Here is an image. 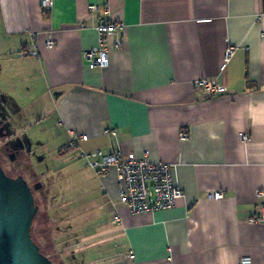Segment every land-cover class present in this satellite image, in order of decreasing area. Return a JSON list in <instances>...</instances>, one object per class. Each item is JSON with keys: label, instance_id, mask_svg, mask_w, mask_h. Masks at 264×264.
I'll return each instance as SVG.
<instances>
[{"label": "crops", "instance_id": "1", "mask_svg": "<svg viewBox=\"0 0 264 264\" xmlns=\"http://www.w3.org/2000/svg\"><path fill=\"white\" fill-rule=\"evenodd\" d=\"M101 20L123 28L106 37L108 64L91 69L84 53ZM0 25L88 166L82 154L97 151L173 166L183 197L143 214L120 203L115 167L90 166L111 214L105 234L119 244L105 264H264V0H53L47 10L0 0ZM31 44L38 55L21 56ZM199 80L225 90L207 94ZM212 191L223 197L208 200ZM83 196L92 203V191Z\"/></svg>", "mask_w": 264, "mask_h": 264}, {"label": "rangeland", "instance_id": "2", "mask_svg": "<svg viewBox=\"0 0 264 264\" xmlns=\"http://www.w3.org/2000/svg\"><path fill=\"white\" fill-rule=\"evenodd\" d=\"M7 40L0 25V109H4L10 130L30 140L25 176H38L45 193L56 199L46 203L45 209L40 205L43 212L33 220L32 240L55 264H105L106 256L116 253L119 244L105 234L111 214L100 206L102 198L95 194L93 168L78 157V150L65 149L68 138L55 126L50 95L41 81L33 84L24 73L23 65L31 57H20L18 45ZM91 191L92 203L82 200L83 193Z\"/></svg>", "mask_w": 264, "mask_h": 264}, {"label": "built area", "instance_id": "3", "mask_svg": "<svg viewBox=\"0 0 264 264\" xmlns=\"http://www.w3.org/2000/svg\"><path fill=\"white\" fill-rule=\"evenodd\" d=\"M53 0H40V5L44 10L50 9ZM90 10H94L96 6L91 5ZM121 23L109 22L101 20L97 24L96 31L99 35V42L96 46L88 49L84 53V58L91 69L102 68L108 64V50L106 48V37L122 30ZM53 39L51 34L46 40V47L51 48ZM120 46V41L114 44L115 48ZM234 51L233 47L227 49V57ZM21 56H37V46L32 44L31 48H25L20 52ZM196 85L204 89L207 94L222 93L225 88L220 85L211 83L207 80H199ZM110 135H115L114 131H106ZM241 141L245 142L248 138L246 134H241ZM82 141L87 140L86 135L80 136ZM180 139L187 140L188 134L180 132ZM75 138L71 140V146H75ZM89 159V165L97 169L101 173H106L110 167H115L118 172L119 182V201L132 214H143L154 212L157 210L170 209L176 202L183 197V192L174 183L172 176L173 166L163 162H151L145 152L143 156L138 157L133 153L122 155L103 154L100 151L91 155H85ZM91 158V159H90ZM259 192L257 195L260 196ZM208 200H218L223 197L220 191L208 192L206 195ZM114 221L118 220V216H114ZM251 222L253 220H250ZM239 264H252L250 257H243L239 260Z\"/></svg>", "mask_w": 264, "mask_h": 264}, {"label": "water", "instance_id": "4", "mask_svg": "<svg viewBox=\"0 0 264 264\" xmlns=\"http://www.w3.org/2000/svg\"><path fill=\"white\" fill-rule=\"evenodd\" d=\"M36 213L26 182L8 177L0 168V264H54L31 238Z\"/></svg>", "mask_w": 264, "mask_h": 264}, {"label": "flooded vegetation", "instance_id": "5", "mask_svg": "<svg viewBox=\"0 0 264 264\" xmlns=\"http://www.w3.org/2000/svg\"><path fill=\"white\" fill-rule=\"evenodd\" d=\"M70 143L71 141H67L65 149H73ZM30 149V140L21 135L18 136L10 130V122L6 119L4 109H0V168L8 177L13 179L22 178L26 182L33 196L34 204L37 207L35 215L37 216L39 212H43L40 209V205L45 209L46 203L48 205L52 204L53 200L56 199H50L51 197L45 193V185L40 181L38 176L32 179L28 178V174L25 176L26 165L24 159L29 154ZM56 226H54V230L58 231Z\"/></svg>", "mask_w": 264, "mask_h": 264}, {"label": "trees", "instance_id": "6", "mask_svg": "<svg viewBox=\"0 0 264 264\" xmlns=\"http://www.w3.org/2000/svg\"><path fill=\"white\" fill-rule=\"evenodd\" d=\"M41 252V251H40Z\"/></svg>", "mask_w": 264, "mask_h": 264}]
</instances>
